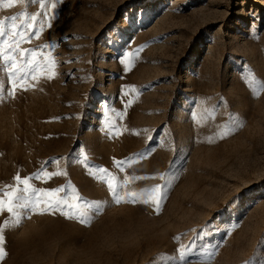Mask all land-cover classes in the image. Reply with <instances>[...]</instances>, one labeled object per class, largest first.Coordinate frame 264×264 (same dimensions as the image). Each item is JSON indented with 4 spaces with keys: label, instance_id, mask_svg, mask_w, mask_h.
Wrapping results in <instances>:
<instances>
[{
    "label": "rangeland",
    "instance_id": "374dc122",
    "mask_svg": "<svg viewBox=\"0 0 264 264\" xmlns=\"http://www.w3.org/2000/svg\"><path fill=\"white\" fill-rule=\"evenodd\" d=\"M0 22L25 32L0 43V200L41 201L0 211V264H264V0H0ZM65 200L85 223L42 211Z\"/></svg>",
    "mask_w": 264,
    "mask_h": 264
},
{
    "label": "snow or ice",
    "instance_id": "6c2138e0",
    "mask_svg": "<svg viewBox=\"0 0 264 264\" xmlns=\"http://www.w3.org/2000/svg\"><path fill=\"white\" fill-rule=\"evenodd\" d=\"M41 7H43V3L41 4ZM52 7L55 8V3H53ZM32 19L35 20V17H32ZM29 27H31V26H29ZM10 31H11V37H12L11 41L9 40L8 34L6 33V31L2 25V22H0V43L9 44V46H11L12 44H15L18 47L20 40H23V38L25 36V32L23 30H20L19 26L16 24H12L10 26ZM32 35L38 36L39 31H36L34 33L30 32L29 33V39L31 38ZM17 36H19V40L16 39ZM23 54L24 53H21V55H23ZM35 54L36 53L33 51L32 55L35 56ZM4 59H5V61L10 60V59L13 60V63L11 65V69L16 68V63H15V60L13 59V57L5 56ZM28 63L32 64L33 61L29 60ZM11 69H9V79L10 80L12 78ZM33 78H35V77L33 76ZM101 171H103V170L101 169ZM20 179L21 178L19 176L16 177L17 181H20ZM23 183H25V185H26V187L23 190V193H24L23 195H17L14 193L13 194L6 193L5 195L8 196V201H7L6 205H5L3 200H0V211H3L4 208L6 207L7 211L9 213H11L12 216L15 218L14 221L12 222L11 226L18 225L20 223V217H22L23 215H26L27 212H29V211L35 212V210L39 207V205L41 203L39 195L36 192V190L32 189L31 191H32L33 195H29L28 193H29L30 185H28L27 180H24ZM110 188H111V185H110ZM112 191L114 193L115 202L120 203L122 198L115 194L114 188H112ZM162 198H163L162 196H159L154 201L157 209L160 207L159 201ZM64 204L67 206L68 211H64L63 205L61 204L60 201L49 202L48 204L45 205V207L42 209V211H46L50 208L56 207L66 217H68L70 219L79 217L80 223H85V219H84L85 214L83 212H79L78 205L67 204L66 200L64 201ZM21 210H23V211H21ZM88 219L90 221L91 217H89ZM5 226H9V222L6 221ZM4 231H5V227H0V259H3L5 254H6L5 248H4V245H5Z\"/></svg>",
    "mask_w": 264,
    "mask_h": 264
},
{
    "label": "bare ground",
    "instance_id": "6f19581e",
    "mask_svg": "<svg viewBox=\"0 0 264 264\" xmlns=\"http://www.w3.org/2000/svg\"><path fill=\"white\" fill-rule=\"evenodd\" d=\"M68 38H70V39H69V40H65L66 45H67V46H71V45H73L72 42H75V41L72 40L71 37H68Z\"/></svg>",
    "mask_w": 264,
    "mask_h": 264
}]
</instances>
